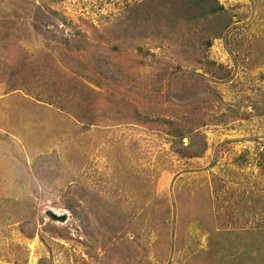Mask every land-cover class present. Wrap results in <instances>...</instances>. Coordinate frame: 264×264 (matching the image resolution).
I'll return each mask as SVG.
<instances>
[{
	"label": "rangeland",
	"instance_id": "obj_1",
	"mask_svg": "<svg viewBox=\"0 0 264 264\" xmlns=\"http://www.w3.org/2000/svg\"><path fill=\"white\" fill-rule=\"evenodd\" d=\"M136 1L0 0V264H264V0H219L233 19L207 54L225 68L207 74L167 46L110 51L107 28ZM72 26L81 47L66 52ZM39 57L81 72L97 119L59 108L71 83ZM103 94L150 119L248 118L201 128L195 156L193 137L101 119Z\"/></svg>",
	"mask_w": 264,
	"mask_h": 264
},
{
	"label": "trees",
	"instance_id": "obj_2",
	"mask_svg": "<svg viewBox=\"0 0 264 264\" xmlns=\"http://www.w3.org/2000/svg\"><path fill=\"white\" fill-rule=\"evenodd\" d=\"M232 19L231 8H225L219 3V0H140L126 6L124 11L120 12L118 18L107 28L103 40L113 52H120L125 45L129 46L135 43V49L142 52L143 46H140L142 41L152 43L157 47L167 46L180 62L194 70H203L207 74L225 68L209 60L207 54L213 40L223 38ZM62 24L68 26L64 19ZM58 30L61 29L56 27L55 31ZM70 31L72 37H60V42L66 52L81 47L79 44L81 40H78L79 36L76 35L79 31L75 26H72ZM33 62L37 69L50 73L56 79L62 78L71 83V86L61 88V91L53 95V99L60 109H65L66 105L75 103L76 105H73L78 109L80 121L97 119L96 113L93 112L99 103V98H94V96L98 97L101 94L80 81L82 74L79 70L75 69V74L72 77L58 65H55V69L52 71L44 58H36ZM163 64L164 68L169 67L171 63ZM172 67L173 73L182 70L179 65ZM163 68H159L158 71H165ZM166 74L168 75L167 72L159 73L160 77H157L154 84L161 81ZM183 79V76L175 74L173 81L179 83L183 82ZM102 101L101 119L109 118L115 123L131 120L141 125L155 124V127L178 141L180 145L184 138H189L187 145L189 149L195 147L190 141L191 138L198 139V151L196 154H192L195 156L199 152L203 153L206 149V144L198 134L201 128L208 125H222L229 119L235 120L237 117L248 118L246 113H239L238 109L228 108L226 113L217 116L208 117L203 113L196 115L194 112H189L178 120L150 119L143 117L132 104L126 105L125 101L118 104V101L109 94H103Z\"/></svg>",
	"mask_w": 264,
	"mask_h": 264
},
{
	"label": "water",
	"instance_id": "obj_3",
	"mask_svg": "<svg viewBox=\"0 0 264 264\" xmlns=\"http://www.w3.org/2000/svg\"><path fill=\"white\" fill-rule=\"evenodd\" d=\"M58 220L61 221V222L64 221L65 220V216L64 215L58 216Z\"/></svg>",
	"mask_w": 264,
	"mask_h": 264
}]
</instances>
